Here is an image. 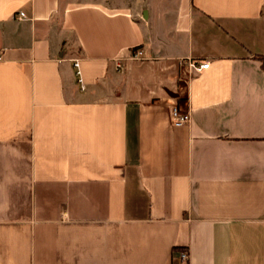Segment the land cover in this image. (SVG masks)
I'll use <instances>...</instances> for the list:
<instances>
[{"label": "crops", "instance_id": "crops-1", "mask_svg": "<svg viewBox=\"0 0 264 264\" xmlns=\"http://www.w3.org/2000/svg\"><path fill=\"white\" fill-rule=\"evenodd\" d=\"M175 1L0 0V264H264V0Z\"/></svg>", "mask_w": 264, "mask_h": 264}, {"label": "built area", "instance_id": "built-area-1", "mask_svg": "<svg viewBox=\"0 0 264 264\" xmlns=\"http://www.w3.org/2000/svg\"><path fill=\"white\" fill-rule=\"evenodd\" d=\"M21 18H25L26 15L24 12L20 13ZM132 58L135 60H143L145 58L144 51L142 49H135L132 53ZM182 64H188L190 68L194 71H202L208 69L210 67L209 62H204L199 64L198 62L194 61L191 58L182 59ZM75 66L78 68V82L81 86L82 90H86V84L84 83L81 70H80V61H75ZM117 70L120 71L122 68L121 61H117L116 63ZM192 121V115L190 111H183L179 105H174L172 107V123L177 126H185ZM182 259L188 260L190 258V252L186 251L181 254Z\"/></svg>", "mask_w": 264, "mask_h": 264}, {"label": "rangeland", "instance_id": "rangeland-1", "mask_svg": "<svg viewBox=\"0 0 264 264\" xmlns=\"http://www.w3.org/2000/svg\"><path fill=\"white\" fill-rule=\"evenodd\" d=\"M148 4L150 5L151 16L154 23H160L161 21L164 23H170L172 18L170 14L172 15L177 6L175 0H148ZM120 76L122 79L123 75Z\"/></svg>", "mask_w": 264, "mask_h": 264}]
</instances>
